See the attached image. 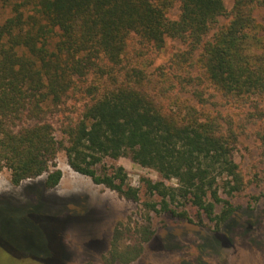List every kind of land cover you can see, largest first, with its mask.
Segmentation results:
<instances>
[{"label":"trees","instance_id":"trees-1","mask_svg":"<svg viewBox=\"0 0 264 264\" xmlns=\"http://www.w3.org/2000/svg\"><path fill=\"white\" fill-rule=\"evenodd\" d=\"M0 2L12 8L0 25V174L8 169L15 186L47 174L45 187L53 189L63 176L55 161L65 151L75 172L137 202L140 190L128 183L122 167L104 175L96 168L105 157L129 156L178 183L173 188L147 180L149 193L161 199L146 204L149 209L192 221L185 210L170 207L189 203L200 220L205 216L218 227L231 219L235 208L220 196V181L229 196L245 187L233 147L211 124L163 105L169 90L156 80L164 73L146 71L142 52L157 56L167 38L201 45L203 75L226 99L264 97V68L243 47L247 28L254 26L255 0H236L231 23L205 43L218 18L231 13L223 0ZM176 7L179 17L172 18ZM175 82L182 88L192 78L180 75ZM77 91L85 99L80 118L67 123L65 139L58 140L47 113ZM219 204L224 208L217 215ZM148 240H135L123 251L115 247V261H135Z\"/></svg>","mask_w":264,"mask_h":264},{"label":"rangeland","instance_id":"rangeland-1","mask_svg":"<svg viewBox=\"0 0 264 264\" xmlns=\"http://www.w3.org/2000/svg\"><path fill=\"white\" fill-rule=\"evenodd\" d=\"M223 1L231 13L218 18L203 43L213 41L233 20L236 0ZM250 8L254 26L246 30L244 53L264 68V0H255ZM11 14V4L0 2V25ZM179 14L176 7L171 17ZM151 53L142 52V66L153 75L164 73L156 80L169 90L162 96L163 105L180 117L211 124L233 147L245 187L229 196L220 181V196L235 208L231 219L218 227L205 216L200 220L189 203L170 207L185 210L192 221L155 212L146 204L161 199L149 193L146 181L175 188L176 180L134 163L129 156L105 157L96 167L98 174L122 167L128 183L140 190L136 202L75 172L61 151L55 169L63 176L53 189L45 187L47 174L19 186L12 184L8 169L0 174V264H124L115 261L114 248L123 251L145 236L150 240L144 242L143 252L128 264H264V97L226 99L203 75L201 45L191 47L186 40L167 38L157 56ZM180 75L190 76L192 82L178 87L175 81ZM88 80L93 82V77ZM75 94L47 113L58 140L65 139L64 126L80 118L85 99L80 91ZM223 208L219 204L216 214Z\"/></svg>","mask_w":264,"mask_h":264}]
</instances>
